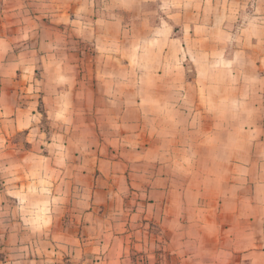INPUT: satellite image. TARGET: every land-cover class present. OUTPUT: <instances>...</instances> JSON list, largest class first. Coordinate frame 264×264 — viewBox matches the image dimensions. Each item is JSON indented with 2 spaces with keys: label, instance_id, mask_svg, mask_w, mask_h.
Instances as JSON below:
<instances>
[{
  "label": "rangeland",
  "instance_id": "obj_1",
  "mask_svg": "<svg viewBox=\"0 0 264 264\" xmlns=\"http://www.w3.org/2000/svg\"><path fill=\"white\" fill-rule=\"evenodd\" d=\"M125 1L131 16L118 0H0V36L18 61L8 91L18 116L5 130L18 147L13 160H26L19 202L29 211L51 204L57 213L26 210L25 226L55 228L56 264H119L118 248L96 244L97 190L109 186L99 164L114 159L130 163L115 169L130 180L114 179L127 191L119 206L127 200L128 212L138 207L128 187L138 192L146 177L170 178L166 212L139 221L149 224L148 249L130 247L121 252L127 259L247 264L241 253L258 249L241 246L242 228L264 227L261 210L250 215L252 200L240 212L241 177L264 184V131H249L257 121L241 105L263 94L264 73L248 69L259 49L241 39L255 0H244L243 12L229 0L234 19L208 33L200 28L220 22L219 0ZM142 2L145 17L136 12ZM113 20L123 23L116 35L105 29ZM38 186L42 197H33ZM39 245L38 255L48 256Z\"/></svg>",
  "mask_w": 264,
  "mask_h": 264
},
{
  "label": "crops",
  "instance_id": "obj_2",
  "mask_svg": "<svg viewBox=\"0 0 264 264\" xmlns=\"http://www.w3.org/2000/svg\"><path fill=\"white\" fill-rule=\"evenodd\" d=\"M234 1L236 2L235 8L237 6L240 7V12H243L241 9H247V4H245L243 8L244 0ZM118 2L122 10L128 12L131 16L132 12L128 10L127 2L125 0H118ZM228 2L229 0H219L217 7L220 14V22L217 23L215 19L214 21L205 23V26L200 28L201 30H206L204 33H208L209 31L207 32V30L215 29L219 26L221 27L224 22L223 19L226 21L229 20V22L234 19L232 15L228 13L229 9L232 10ZM136 3L137 1L133 0L130 5H135ZM140 5L141 8H137L136 6V12L142 13L144 11V2ZM253 9V22L249 28L242 31L241 39L245 43V46L249 42L256 45L255 47L259 49L260 53L257 52V55L260 56L261 59L258 60L256 64H250V66H248V69L253 67L256 70L255 76H257L259 72L264 73V45L261 43L262 39H264V0H255ZM139 16L145 17L146 13L139 14ZM225 17L227 19H225ZM143 24L145 23L142 22V25ZM122 25L123 23L113 20L105 24V29L106 32L112 29L116 35L117 31L122 28ZM245 46L244 48L246 49L247 47ZM102 48L105 47L102 46ZM237 53L241 55V53L246 52L237 51ZM105 58H107L106 61H109L116 58V56L113 54L105 55L104 58H100V61L103 62ZM15 65H18V61L12 59V52L9 50L8 42L5 38L0 36V264H56L58 261H55L54 258L51 257V255L55 253L57 243L55 241V228L51 227V225H53V218H50L51 228H45L42 232H40L39 229L26 227L22 218L26 210L32 215L45 214L46 216L49 215V217H53L57 213H55L56 208L51 204H49V207H35L33 211H29L30 209H26L24 206L20 205L19 202V199L26 196L24 189L21 187L24 178L19 174V172L22 173L21 169L26 165V160L23 158L17 161L13 160L12 157L16 156L13 153L15 152L18 154V147L17 145L15 147L11 145V131L5 130L6 123L9 122L7 118L11 116L12 118L10 119L14 120V116L16 114L18 116L14 106H12V102H10L8 98L9 82L11 81L9 78L13 75H18V70H15ZM262 75L263 74H261V76ZM256 80L258 81V79ZM258 88H260V86ZM262 88L263 94L260 98L250 103L246 101L241 103L242 106H249L252 114L250 117L257 121L258 126L250 128L249 131H255L258 136L259 131H264V85ZM110 102H112V100H110ZM241 111L243 113V108ZM8 125L9 123L7 126ZM257 146H260L259 142H257ZM119 164L123 166L130 165V163L128 164L123 161L116 162L114 159L101 160L99 164L103 177L109 181V186L103 191L97 188L98 195H102L101 199H99V205L102 206V208L99 207L101 209L100 213H95V218L101 221L97 224L96 233L98 236L96 240L98 241L96 244H98L102 250L108 249L111 246L114 249L118 248L120 255L119 257L116 256V259L119 264H128V262H130L129 264H138L135 261V263L131 261L132 259H130V257L127 259L121 252L127 251L130 247L137 250L148 249L150 245V241L148 240V234L150 233L148 229L149 224L145 223L142 228L143 224L139 221L152 220L160 217L163 212H166L165 207L167 205L166 199L169 192L170 178L161 176L156 178L153 183L151 179L149 180L146 177L145 181L143 182L142 180V183L139 185L138 192H133L132 190L134 189L128 187V192L137 196L135 202L138 206L136 210L134 208L133 212H128L123 210V206L127 200L123 201L124 205H122V207L119 206V199L122 195L126 197L128 195L127 191H124L122 186L121 189L115 187L114 179H120V184H123V179L130 180L131 174L126 171L124 175L118 176L115 173V169ZM243 167L246 171H249L248 163H244ZM106 172H110L111 176ZM240 182L244 190L240 195V212L243 213V203L248 204L249 200H252L255 204H252L253 209L250 215L255 217L260 210L261 213H264V184L260 185L262 181L249 182V178L242 176ZM36 183L37 181L33 182V184ZM39 189L40 187L38 186L33 190V197H35V195L42 197L41 193L38 192ZM49 193L51 195V191H49ZM246 208L250 210L249 205H246ZM42 209H48V212L41 213ZM91 213L94 216V213ZM86 215L88 216V214ZM254 222L257 223V217ZM92 227L93 226H91V228ZM241 234L246 240V243L241 245L242 247L253 246L258 249L253 252L245 250L241 253L242 257H245L244 259L247 264H264V227L255 226V229L251 232L248 230V227L247 229L242 228ZM39 244L47 247L48 256L40 257V255H38L40 253ZM58 246L64 250L65 248L69 249L67 240L58 244Z\"/></svg>",
  "mask_w": 264,
  "mask_h": 264
}]
</instances>
